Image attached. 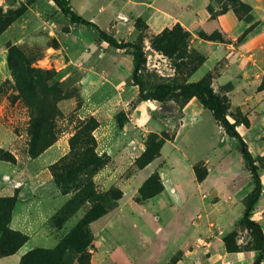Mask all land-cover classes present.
<instances>
[{"label": "rangeland", "instance_id": "1", "mask_svg": "<svg viewBox=\"0 0 264 264\" xmlns=\"http://www.w3.org/2000/svg\"><path fill=\"white\" fill-rule=\"evenodd\" d=\"M70 1L118 41L144 43L148 82L203 74L248 117L249 127L238 130L260 167L254 218L264 229V0H159L169 11L189 6L186 14L198 20L190 29L158 27L162 17L146 0ZM177 24L189 37L179 42L187 44V64L176 69L151 41L163 44L161 35ZM96 35L70 24L52 0H21L0 15V244L7 247L0 264H178L191 251L194 264L201 257L251 264V237L239 221L252 181L239 141L202 107L188 109L178 133L179 117L158 120L137 99L130 51L97 45ZM152 132L176 135L175 146L139 175L136 161ZM195 165L199 175L211 170L203 182ZM155 171L164 188L143 198L140 188ZM230 232L233 252L224 243Z\"/></svg>", "mask_w": 264, "mask_h": 264}, {"label": "trees", "instance_id": "2", "mask_svg": "<svg viewBox=\"0 0 264 264\" xmlns=\"http://www.w3.org/2000/svg\"><path fill=\"white\" fill-rule=\"evenodd\" d=\"M57 7L60 8L64 16H66L72 25L91 28L97 35L95 42L101 45L106 42L109 46L116 49L129 50L132 55L133 73L131 76L132 85L138 90V101L152 102L160 107L157 113H162L173 118L180 119L177 124H182L183 104L188 100L196 99L200 102L204 109H208L216 119L219 126L222 127L225 134L234 137L239 141L238 149L242 154L245 169L250 174L252 181L251 189L246 195L243 215L239 221V226L246 229L251 237V249L255 252L254 259L251 264H263L264 262V229L262 225L254 218V208L260 200L263 193L262 178L259 174V165L256 164V158L252 155L249 145L243 139L238 130L239 125L249 127L250 121L244 116L239 108L232 110L231 101L226 94L216 92L212 86V82L208 77H204L198 81H178V82H159L150 83L146 79L145 72L147 70V54L143 42L137 41H118L113 35L102 29L94 21L85 18L71 4L70 0H52ZM234 11L240 15L235 7ZM4 12L0 10V15ZM175 28H177L178 36H175ZM171 32L162 34L160 39L165 40L161 45H157L153 39L152 48L159 53L166 55L172 60L174 67L177 69L181 64H187V44L181 45L179 42L189 37V33L180 25L177 24ZM229 117H232L231 120ZM175 136L169 134L152 132L146 139L144 152L136 161V166L139 169L146 167L149 163L160 156L162 146L167 140H174ZM51 145V144H50ZM40 152H33L37 155ZM91 162H99L98 158L90 156ZM84 163V160L81 159ZM96 165V164H95ZM94 165V166H95ZM199 168L195 165L194 171L200 181H203L208 171L205 170L204 175H199ZM164 188L161 175L158 171L153 172L150 177L140 188V195L143 198H151L160 193ZM13 238L20 241V234L10 233ZM235 232H230L225 238L224 243L227 251L233 252L238 250V245L234 240ZM7 248L5 244H0V252ZM28 258L23 259L22 264H30ZM61 259H57L54 263L60 264Z\"/></svg>", "mask_w": 264, "mask_h": 264}, {"label": "crops", "instance_id": "3", "mask_svg": "<svg viewBox=\"0 0 264 264\" xmlns=\"http://www.w3.org/2000/svg\"><path fill=\"white\" fill-rule=\"evenodd\" d=\"M198 1V0H197ZM143 3H145V4H147L148 6H150V7H152L153 9H154V11H155V15H161V17H162V19L160 20V21H157V23H156V25L158 26V27H160V26H162V25H166V24H169V23H173V22H175V23H180V24H182L185 28H187V29H190V26L193 24V23H195V21H197L198 22V20L196 19V20H193V15L192 14H190V15H187L186 13L188 12V10L190 9L189 8V6H185L184 8L186 9V11L185 10H183V11H169V9H167L166 7H165V5L163 4V3H160L159 2V0H153V1H149V0H146L145 2H143ZM227 14H230V13H227ZM227 14H225V15H227ZM231 15V14H230ZM200 16H201V14H200ZM203 17H204V15H202ZM201 16V17H202ZM95 19V21H97L96 20V18H94ZM205 19V18H204ZM207 19V18H206ZM230 19H232V22H231V24L233 25V24H235V25H237V27H242V23H240L238 20H234L233 19V16H231L230 17ZM91 20V19H90ZM105 21V20H104ZM96 23V22H95ZM240 24H241V26H240ZM108 30V29H107ZM194 42H196V43H198V44H196V46H201V42L200 41H194ZM106 43V42H105ZM162 61H164V59L162 60ZM161 62V61H160ZM162 63V62H161ZM116 67V68H115ZM115 67H113V66H111L110 67V75H111V77H110V79H111V83H113V84H115L116 85V83L119 81V79H118V75L120 74L119 73V67L117 66V65H115ZM132 67V66H131ZM197 72V71H196ZM203 74H200V75H197V73H195V78H191L189 81H198L200 78H201V76H202ZM136 91H138V90H136ZM196 99H192V101L189 103V105L186 107V109H185V113H184V117H183V122H182V125L180 126V128L178 129V131H177V133L179 132V131H181V129H182V127L184 126V124H185V121H184V118H185V116L187 115V112H188V109H190V110H195V112H201L202 111V108H203V106L201 105V104H196V102H194ZM198 101V100H197ZM199 102V101H198ZM202 107V108H201ZM192 108V109H191ZM158 132V131H157ZM176 133V134H177ZM176 136V135H175ZM173 140H167L165 143H164V145L162 146V148H161V154L160 155H162V151H163V149H164V147L166 146V145H171V146H175V144H174V142H172ZM175 148V147H174ZM159 158V157H158ZM201 161V160H200ZM154 162V161H153ZM153 162H151V163H149L146 167H144L141 171H139V175H141L144 171H146V170H148L149 168L148 167H150V165L153 163ZM208 162V161H207ZM207 162H205V164L206 165H208L209 164V162L207 163ZM193 165L194 164H191V168L193 169ZM146 168H148V169H146ZM207 168H208V170L210 169L208 166H207ZM210 172H211V170H209V173H208V175L207 176H209V174H210ZM149 175H148V173H147V175H145L144 177L145 178H147ZM207 178V177H206ZM205 178V179H206ZM203 182V181H202ZM202 182H200V183H197V187H201V184H202ZM155 197H153V198H151L150 200H152V199H154ZM149 200V201H150ZM149 201H145V203H147V202H149ZM214 204L215 203H211V205H213L214 206ZM201 224L199 223L197 226L199 227ZM187 227H188V225H186ZM187 229V228H186ZM183 234H184V232H183ZM195 234H198L197 235V238L199 237V234H200V232L199 233H195ZM189 244V243H188ZM187 244V245H188ZM192 252V251H191ZM190 252V253H191ZM190 253H187V252H185V254H186V256H185V260L186 261H184L183 259H180L181 261H178L179 263L178 264H183L184 262H188L187 264H194L193 263V254H190ZM230 255H231V258L233 259V261L234 262H236V260H235V255H238V254H233V253H229ZM241 254V253H240ZM253 255H254V252H253ZM252 255V256H253ZM251 256V257H252ZM200 260H201V262H198L197 264H209L210 262H209V260H211V258H204L205 260L207 259V261H205V260H203V257H201V258H199ZM183 260V261H182ZM213 264V263H212Z\"/></svg>", "mask_w": 264, "mask_h": 264}, {"label": "water", "instance_id": "4", "mask_svg": "<svg viewBox=\"0 0 264 264\" xmlns=\"http://www.w3.org/2000/svg\"><path fill=\"white\" fill-rule=\"evenodd\" d=\"M147 105L150 109V112L153 116H155L158 120H160L161 122L167 124L169 122H171L172 117L168 116V115H164L162 113H157V110H160V107H158L157 104L152 103V102H147Z\"/></svg>", "mask_w": 264, "mask_h": 264}, {"label": "built area", "instance_id": "5", "mask_svg": "<svg viewBox=\"0 0 264 264\" xmlns=\"http://www.w3.org/2000/svg\"><path fill=\"white\" fill-rule=\"evenodd\" d=\"M20 1L21 0H0V10L6 11L8 8Z\"/></svg>", "mask_w": 264, "mask_h": 264}]
</instances>
